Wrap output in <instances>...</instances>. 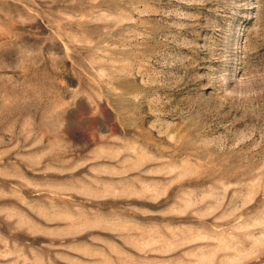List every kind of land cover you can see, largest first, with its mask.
<instances>
[{
    "label": "rangeland",
    "instance_id": "rangeland-1",
    "mask_svg": "<svg viewBox=\"0 0 264 264\" xmlns=\"http://www.w3.org/2000/svg\"><path fill=\"white\" fill-rule=\"evenodd\" d=\"M0 264H264V0H0Z\"/></svg>",
    "mask_w": 264,
    "mask_h": 264
}]
</instances>
